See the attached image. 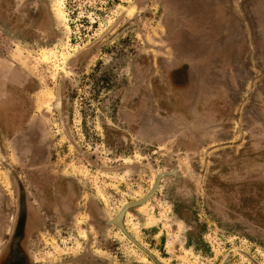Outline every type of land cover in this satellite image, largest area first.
<instances>
[{
    "label": "rangeland",
    "instance_id": "rangeland-1",
    "mask_svg": "<svg viewBox=\"0 0 264 264\" xmlns=\"http://www.w3.org/2000/svg\"><path fill=\"white\" fill-rule=\"evenodd\" d=\"M43 1L57 39L0 26V64L25 74L0 88V243L15 205L9 170L22 164L8 100L22 122L44 119L46 156L77 182L67 233L43 244L51 264L83 250L86 264H264V0ZM62 64L59 124L48 106ZM138 88L152 93L141 116L153 113L140 136L122 123ZM90 201L99 220L125 208L119 225L96 226Z\"/></svg>",
    "mask_w": 264,
    "mask_h": 264
},
{
    "label": "flooded vegetation",
    "instance_id": "flooded-vegetation-1",
    "mask_svg": "<svg viewBox=\"0 0 264 264\" xmlns=\"http://www.w3.org/2000/svg\"><path fill=\"white\" fill-rule=\"evenodd\" d=\"M0 4V26L5 28L7 34L12 36L16 34L22 40L27 41L30 32L33 34L37 32L41 35L40 40L44 43L57 39L59 29L43 0H24L17 9H15L14 0H0ZM78 58L77 56L71 57L68 60V65L78 68ZM93 58L94 55L91 53L81 64L82 68H86L87 77L85 78L86 82L89 81V83H92L94 67L96 66ZM1 60L4 61L5 59L1 58ZM8 65L7 62L0 64V88H19L25 81V74L23 71L15 69L14 66ZM67 67L66 64L57 66L61 75L56 86L55 100L51 106H48L50 109L56 110L59 124H62L63 121L61 116V92L64 85L62 73ZM28 80L29 78L26 81ZM138 89L140 94L137 92L134 96L129 95L127 97V100L137 99L138 104L135 108L125 111L130 115L122 116V123L126 124L127 128L133 125V130H131L138 131L137 134L140 136L141 119L150 122L147 118H152L153 113L150 111L149 115L141 116L139 104L144 99L151 98L152 95L147 94L148 92L151 93L148 88ZM131 90L132 88H126V93L131 92ZM9 108L12 109V105L7 100L5 102L6 112L4 113L6 122L8 124L19 122L17 124L23 125L19 132L11 133L9 138V144L12 147L10 151L21 155L22 164L15 166L16 168L11 166L9 170L10 178L9 181L7 180L6 194L15 200V205L11 213L10 223L7 224L8 228L3 234L4 239L0 243V264H51V259L47 258H51L52 255H46L42 251L45 248L43 244L58 230L67 233L71 225L70 220L74 214L77 196L74 189H77V182L68 178L69 174L66 173V170L59 168L60 165L56 163V156L53 159L52 156H46L44 150H46L51 139L47 140L43 133L44 119L42 117H27L22 122L20 118L13 117L12 112L9 115L7 110ZM155 187H152L147 196L142 199L144 202H147L152 196ZM142 200H137L136 203H141ZM95 204L94 201H90L87 212L93 218V223L96 226L119 225L125 208L113 217L99 220L95 217L99 216ZM87 256L86 251L83 250L80 256L74 255L64 261L63 264H78L80 262L86 264Z\"/></svg>",
    "mask_w": 264,
    "mask_h": 264
},
{
    "label": "bare ground",
    "instance_id": "bare-ground-1",
    "mask_svg": "<svg viewBox=\"0 0 264 264\" xmlns=\"http://www.w3.org/2000/svg\"><path fill=\"white\" fill-rule=\"evenodd\" d=\"M60 16H61V11H60ZM45 58H47V57H45ZM52 93H50L47 97H52Z\"/></svg>",
    "mask_w": 264,
    "mask_h": 264
}]
</instances>
